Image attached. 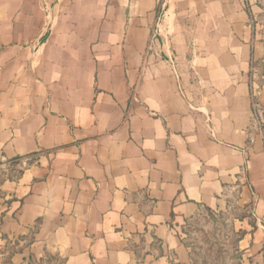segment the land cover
<instances>
[{
	"label": "crops",
	"instance_id": "0c3cea01",
	"mask_svg": "<svg viewBox=\"0 0 264 264\" xmlns=\"http://www.w3.org/2000/svg\"><path fill=\"white\" fill-rule=\"evenodd\" d=\"M254 99L264 116V0H0V245L194 264L185 221L240 208L264 264Z\"/></svg>",
	"mask_w": 264,
	"mask_h": 264
},
{
	"label": "rangeland",
	"instance_id": "374dc122",
	"mask_svg": "<svg viewBox=\"0 0 264 264\" xmlns=\"http://www.w3.org/2000/svg\"><path fill=\"white\" fill-rule=\"evenodd\" d=\"M242 213L240 208L227 213L205 210L185 221L180 232L194 264H245L238 240L241 230L237 219ZM36 264H62V261L51 259Z\"/></svg>",
	"mask_w": 264,
	"mask_h": 264
},
{
	"label": "trees",
	"instance_id": "16d2710c",
	"mask_svg": "<svg viewBox=\"0 0 264 264\" xmlns=\"http://www.w3.org/2000/svg\"><path fill=\"white\" fill-rule=\"evenodd\" d=\"M38 153L30 154L28 156H19L11 160V162H17L22 159L28 158L30 159L28 164H32L35 161L34 155ZM245 236V232L241 231L239 236V241L242 240ZM3 238L6 239V243L4 245H0V264H14L13 257L19 251V241H13L7 236L3 235ZM51 259H59L62 261V264H66L65 260L61 258L59 255L47 254L45 258H43L39 263L50 262Z\"/></svg>",
	"mask_w": 264,
	"mask_h": 264
},
{
	"label": "built area",
	"instance_id": "2783aa9c",
	"mask_svg": "<svg viewBox=\"0 0 264 264\" xmlns=\"http://www.w3.org/2000/svg\"><path fill=\"white\" fill-rule=\"evenodd\" d=\"M255 98V97H254ZM253 119L257 126L262 128L264 126V116L261 110L260 105L256 101V99L253 100ZM28 159H24L22 163L24 166L28 165Z\"/></svg>",
	"mask_w": 264,
	"mask_h": 264
}]
</instances>
